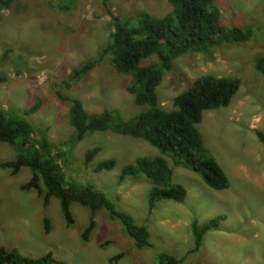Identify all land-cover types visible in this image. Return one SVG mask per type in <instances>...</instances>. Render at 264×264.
<instances>
[{
    "label": "rangeland",
    "instance_id": "1",
    "mask_svg": "<svg viewBox=\"0 0 264 264\" xmlns=\"http://www.w3.org/2000/svg\"><path fill=\"white\" fill-rule=\"evenodd\" d=\"M215 5L222 25L251 27L253 37L225 43L208 54L176 57L157 95L161 107L171 111L174 98L203 75L241 80L230 105L205 111L198 125L205 147L229 178L225 190L211 188L198 173L175 164L179 157L174 153L164 155L140 138L108 130L70 142L76 135L69 124L70 103L58 91L81 100L92 113L117 108L124 120L146 109L127 89L132 76L119 73L110 55L71 87L65 82L74 68L99 57L111 42L116 18L137 26L143 12L170 13L167 1L15 0L1 11L0 75L8 80L0 83V109L19 114L40 98V109L27 119L39 130L47 129L53 152L65 153L61 164L68 181L105 193L117 210L148 227L151 246L137 248L122 221L106 210L96 213L95 230L85 242L81 235L90 220L88 207L74 203L75 223L68 226L58 198L46 205L37 190L22 188L32 175L28 167L17 175L0 167V247L33 257L51 252L57 264H161L162 254L183 259L181 264H264V143L257 136L264 132V75L256 67L258 57L264 56V0H215ZM157 62L154 56L142 65ZM94 147L101 151L86 165V153ZM18 152L1 144L0 163L15 159ZM156 156L166 158L174 182L185 186L187 197L181 203L162 200L151 211L152 182L144 176L122 177V169L139 157ZM109 159L116 160L114 169L95 171ZM219 215L226 216L219 229L209 231L201 248L189 253L195 246L192 223Z\"/></svg>",
    "mask_w": 264,
    "mask_h": 264
},
{
    "label": "trees",
    "instance_id": "2",
    "mask_svg": "<svg viewBox=\"0 0 264 264\" xmlns=\"http://www.w3.org/2000/svg\"><path fill=\"white\" fill-rule=\"evenodd\" d=\"M15 0H0V15L3 9L11 8ZM172 6V11L164 16H154L148 12L139 15V24L131 26L121 23L116 18L113 23L111 42L103 48L99 57L88 60L74 68L65 82L72 83L87 76L107 55L119 73L132 76L128 91L135 101L146 109L135 117L124 120L119 109H105L92 113L85 109L77 98L57 95L70 103L69 124L76 135L71 143L83 140L94 132L111 131L115 134L143 139L157 147L162 154H175L179 158L175 164H183L198 173L208 186L215 190L230 187V181L216 158L205 147L198 125L203 120L204 112L230 105L241 86V80L235 77L203 75L197 78L188 90L174 98V110H164L158 99L157 88L166 71L172 69L176 57L190 52L208 54L214 48L225 43H243L253 37V29L226 27L221 24V12L215 0H165ZM156 56L157 63L142 65L144 60ZM257 69L264 75V56L257 59ZM8 79L0 75V83ZM41 99L22 113H8L0 109V145L8 144L19 151L15 159L0 163V167L10 169L17 175L28 167L31 178L22 185L24 190L35 189L42 194L48 205L52 198L60 200L61 209L67 225L75 223L72 205L78 203L91 210V216L81 238L89 241L96 227V213L106 210L111 218H117L124 224L127 233L135 240L136 247L143 249L151 246V233L148 227L139 225L134 218L115 208L102 191L92 185H78L68 181L61 160L64 152H53L46 136L47 129L34 126L27 116L37 112ZM39 136V137H36ZM257 136L264 143V132ZM69 142V145H70ZM101 151L100 147L89 149L85 164L88 165ZM116 160L109 159L95 167V171L112 170ZM146 177L152 182L149 192L150 210L162 200L184 202L187 189L173 180V170L166 158L139 157L136 162L122 169V177ZM225 215H219L203 224L194 221L191 225L195 246L189 252L201 248L207 233L217 230ZM48 222V221H47ZM49 223V222H48ZM50 229V228H49ZM49 231V230H48ZM122 254L119 256L121 257ZM60 262L49 252L40 257L28 256L17 248L0 247V264H57ZM179 259L170 254L160 256L161 264H181Z\"/></svg>",
    "mask_w": 264,
    "mask_h": 264
}]
</instances>
